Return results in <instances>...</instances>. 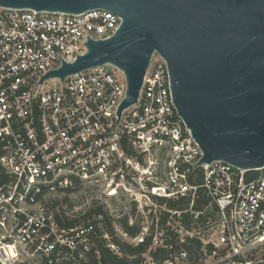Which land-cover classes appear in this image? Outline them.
I'll use <instances>...</instances> for the list:
<instances>
[{"label":"built area","instance_id":"2783aa9c","mask_svg":"<svg viewBox=\"0 0 264 264\" xmlns=\"http://www.w3.org/2000/svg\"><path fill=\"white\" fill-rule=\"evenodd\" d=\"M0 17V264H105L100 232L118 264H232L264 246V170L249 180L226 162L200 164L158 53L121 117L127 79L113 65L41 83L85 54L89 38H111L118 15L0 9ZM87 185L135 204L127 216L108 214L118 239L143 252L125 254L104 214L62 226L46 207L47 196Z\"/></svg>","mask_w":264,"mask_h":264},{"label":"water","instance_id":"95a60500","mask_svg":"<svg viewBox=\"0 0 264 264\" xmlns=\"http://www.w3.org/2000/svg\"><path fill=\"white\" fill-rule=\"evenodd\" d=\"M0 9L115 13L122 21L111 38H89L85 54L41 83L113 65L127 79L121 117L138 102L158 53L178 114L202 149L200 164L264 170V0H0Z\"/></svg>","mask_w":264,"mask_h":264},{"label":"rangeland","instance_id":"374dc122","mask_svg":"<svg viewBox=\"0 0 264 264\" xmlns=\"http://www.w3.org/2000/svg\"><path fill=\"white\" fill-rule=\"evenodd\" d=\"M98 201L106 206V212L116 214L132 213L134 205L128 197L122 194L116 197H106L103 190L96 185H87L73 192H59L46 197L45 205L56 215H65L70 219H79ZM244 260L249 264H264V246H260L248 253Z\"/></svg>","mask_w":264,"mask_h":264},{"label":"trees","instance_id":"16d2710c","mask_svg":"<svg viewBox=\"0 0 264 264\" xmlns=\"http://www.w3.org/2000/svg\"><path fill=\"white\" fill-rule=\"evenodd\" d=\"M259 175L258 172H250L248 174V179H254ZM80 189V188H78ZM77 190V189H75ZM73 190V191H75ZM73 191H67V193L73 192ZM98 214H104V222H103V228L106 232L112 237V240L116 242L117 244H120L123 246L124 253L125 254H140L143 252L142 247H131L127 243L121 242L115 232L114 224L112 218L109 216L108 212H106L105 207L101 205L98 201L94 202L91 206V208L85 213L81 218L79 219H69L65 215H57L58 220L62 226H77L81 224L82 222H86L88 219H91L92 216L98 215ZM121 226L127 231L130 235L135 236L138 233V228H130L128 225L127 219H123L120 221ZM101 233V232H100ZM99 233V238L97 240V245L100 250V253L102 255V260L105 264H118L122 262V260L117 259V257L113 256L109 249L105 247V241L101 238V234ZM247 262H243L240 259H236L234 263L232 264H246ZM92 264H95L92 262Z\"/></svg>","mask_w":264,"mask_h":264}]
</instances>
